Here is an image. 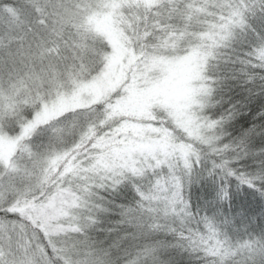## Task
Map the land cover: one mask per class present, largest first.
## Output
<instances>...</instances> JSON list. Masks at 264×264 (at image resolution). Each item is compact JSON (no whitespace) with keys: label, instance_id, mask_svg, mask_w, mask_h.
Here are the masks:
<instances>
[{"label":"snow or ice","instance_id":"obj_1","mask_svg":"<svg viewBox=\"0 0 264 264\" xmlns=\"http://www.w3.org/2000/svg\"><path fill=\"white\" fill-rule=\"evenodd\" d=\"M0 143V264H264V0H0Z\"/></svg>","mask_w":264,"mask_h":264},{"label":"trees","instance_id":"obj_2","mask_svg":"<svg viewBox=\"0 0 264 264\" xmlns=\"http://www.w3.org/2000/svg\"><path fill=\"white\" fill-rule=\"evenodd\" d=\"M209 191L210 189L208 185L193 186L191 190L193 206H196L197 204L203 206L204 200L211 198L208 195ZM234 203L237 205V207L231 209L233 216H236L237 211H239L238 206L240 204H243L249 209L245 217H236V222L238 225L248 223L250 230H259V228L264 227V217L258 215L260 208L264 207V197H261L258 192L244 187L239 190L235 197ZM208 210L211 213L212 209L209 208ZM225 211H229L227 205H225ZM181 264H188V262L182 261Z\"/></svg>","mask_w":264,"mask_h":264},{"label":"rangeland","instance_id":"obj_3","mask_svg":"<svg viewBox=\"0 0 264 264\" xmlns=\"http://www.w3.org/2000/svg\"><path fill=\"white\" fill-rule=\"evenodd\" d=\"M7 145L3 144V143H0V151L2 150H6L7 149Z\"/></svg>","mask_w":264,"mask_h":264}]
</instances>
